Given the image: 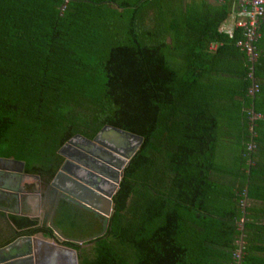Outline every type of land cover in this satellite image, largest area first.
Returning a JSON list of instances; mask_svg holds the SVG:
<instances>
[{
  "label": "trees",
  "instance_id": "obj_1",
  "mask_svg": "<svg viewBox=\"0 0 264 264\" xmlns=\"http://www.w3.org/2000/svg\"><path fill=\"white\" fill-rule=\"evenodd\" d=\"M167 2L0 0V158L53 176L75 135L142 137L108 217L66 197L51 226L10 215L13 239L59 230L78 264H264L262 59L250 96L240 29Z\"/></svg>",
  "mask_w": 264,
  "mask_h": 264
},
{
  "label": "flooded vegetation",
  "instance_id": "obj_2",
  "mask_svg": "<svg viewBox=\"0 0 264 264\" xmlns=\"http://www.w3.org/2000/svg\"><path fill=\"white\" fill-rule=\"evenodd\" d=\"M77 147H79L80 149L82 147V149L90 153L89 155L93 157L94 156L98 157L95 159L93 157L90 158L86 155V156H82V161L88 163L89 166H92L94 169H97L103 175L98 174L100 175L98 176L93 171H88V170L87 172L85 170L81 171L79 170L77 165L75 167V165L71 162L66 163L65 157L59 169L56 171V173L53 176L27 173L24 171L23 168V175H28V176L31 175V176H29L30 177L29 181H25L23 176L21 178L19 187L21 188L25 182V187L27 188H22V192H16L17 190L14 189V187L8 188V190L10 189V191L3 189L1 187L3 190L0 189V205L1 204L6 205V207L11 209V207L16 206L18 204V200L19 199L21 200L22 198V202L24 203L23 208L25 207L23 212H27L29 214H35L36 211L33 209V207H38L39 205L40 206L49 205V207H51L52 205L55 204V201H58L61 197L63 198L67 197L73 200L74 202L78 203L80 206L87 208L89 210L91 209L92 211H95L93 207L95 208H98L97 206H100L101 208L106 207L107 201L105 199L96 195V193L91 189H85L80 185L79 186L77 184L75 185V183L73 182L74 179L72 177L69 178L66 172L61 170V168L63 166V168H65V170L67 171H71L72 173L76 172L79 176H81L84 180H86V183L87 185H90L88 186L90 188L109 190L111 183L109 181H103L102 177L104 176L107 180L110 181L112 180L108 175V173L109 174L112 173L110 170L107 171V169H110V167L112 169L113 166L115 167L116 163H113L112 159L116 158V156L113 153L109 152L108 150L106 149L102 150L100 146L98 145L95 146L92 143L91 145L87 144L85 146L82 145ZM79 157L81 156L79 155ZM98 162H101V166L100 164H98ZM8 165H10L12 168L16 170H19L20 168L19 163L13 162ZM5 166H6V161L0 159V182L6 179L5 183H7L9 186L11 185L10 187H12L13 186L12 184L15 183L14 181H16V179L11 178V176L5 172L6 170H2ZM30 188L33 190L34 194L30 193ZM25 189L29 191H26ZM82 201H85L86 203L84 202L82 203ZM29 202H32L33 207L27 205V203Z\"/></svg>",
  "mask_w": 264,
  "mask_h": 264
},
{
  "label": "crops",
  "instance_id": "obj_3",
  "mask_svg": "<svg viewBox=\"0 0 264 264\" xmlns=\"http://www.w3.org/2000/svg\"><path fill=\"white\" fill-rule=\"evenodd\" d=\"M179 1V0H178ZM181 2V14H178V16H182V19L189 16L188 13H192L194 17H221L225 16V18L221 21L219 30L221 31L222 27H230L234 25V22L236 20V13L238 10V5L236 0H180ZM174 8L176 6H173ZM178 10V8H176ZM186 13V14H184ZM184 17V18H183ZM260 37L257 41V46L259 50L260 57L262 59V97H261V106L264 109V17L262 18L260 22ZM9 159L8 162L6 161V166L2 170H6L5 172L9 174L10 172H16V169L12 168L10 165L15 161L13 158H6ZM18 163V162H15ZM9 172V173H8ZM10 175V174H9ZM11 178H15L14 175H10ZM25 181H29L30 177L29 176H24ZM6 179L4 181L0 182V189L2 188H15L17 186L18 180L14 181L15 183L12 184L13 186L10 187L7 183H5ZM20 183V182H19ZM22 184V182H21ZM2 187V188H1ZM21 188H27L25 187V182L22 185ZM3 190V189H2ZM26 191H29L25 189ZM30 188V193L34 194L33 190ZM22 196V195H21ZM18 197V196H17ZM19 198V197H18ZM61 197L60 199H62ZM59 199V200H60ZM58 201H55V204L49 207L39 205L38 207H33L32 202L27 203V205L32 206L33 209L36 211L35 214H29L27 212H23L24 208V203L21 200H18V204L14 207H11L9 209L6 207V205H0V235H2L4 232H9L4 233L8 235L5 237L6 239L2 242H0V260L2 258H7L10 256H15L18 255L19 253L23 252L27 248H29V245L31 249L33 250L34 247L37 248L38 250L43 251L44 253L47 252L49 249L56 252L57 254L60 253V246H63L61 241L63 240V236L61 235L59 230H54L53 236H46L42 232H37L32 235H20L17 236L15 239H13V235L15 234L16 231H18L17 228L13 225V223L9 220L10 215H15V216H26L29 218H33L37 220L36 225H45V226H51L52 225V219L55 215L56 208L58 206ZM93 207V206H92ZM100 208V206H97ZM93 207V209L97 212L100 213L97 209ZM103 209V208H102ZM91 210V209H90ZM57 235L60 237L58 240L56 237ZM4 236V235H3ZM32 238H36V241ZM9 241L6 245L4 244L6 241ZM56 245V248H52L50 244ZM59 246V247H58ZM65 246V245H64ZM3 248V249H2ZM12 249V250H11ZM46 255V254H45ZM47 256V255H46ZM44 264H53L50 263L49 260L45 261ZM57 264H63V255L58 257Z\"/></svg>",
  "mask_w": 264,
  "mask_h": 264
},
{
  "label": "water",
  "instance_id": "obj_4",
  "mask_svg": "<svg viewBox=\"0 0 264 264\" xmlns=\"http://www.w3.org/2000/svg\"><path fill=\"white\" fill-rule=\"evenodd\" d=\"M75 137H79L83 141L88 142V143H92L93 145H98V146L102 147L103 150L106 149L109 152L113 153L116 157H119L120 159H122V162L123 161L125 162L124 165L120 169L121 171L119 173L118 179H116L114 181H112V180L110 181V180H107L105 177L103 178L101 176L103 181H109L111 183L109 190L108 189L102 190V189H98V188H94V189L90 188V187H88L90 185H87L86 180H84L76 172L72 173L71 171H67V170H65V168H63V166L61 168V170L66 172V174L69 178L72 177L74 179L73 182L75 183V185L77 184L78 186L80 185L81 187H83L85 189L93 190L96 193V195L105 199L107 201V203L110 204V207H112L111 199H112L113 194L116 192V190L118 188L119 181L123 175V168L128 164L130 158L138 150L139 145L142 141V137H140L136 134H132L130 132L124 131L122 129L113 127V126L106 125L95 135V137L92 140L87 139L85 137H82L80 135H75L71 139H69L58 150V152L63 157H65L66 163L71 162L75 165V167L77 165L79 170H81V171L85 170L86 172H87V170L93 171L97 175H98V173L95 172V171H97V169H94L92 166H89L88 163L82 161V156L87 155L90 158L93 156L89 155L90 153L85 151L84 149H82V147L80 149L79 147H76V146L73 147L72 146L73 145L72 144L73 139ZM79 155L81 157H79ZM93 158L96 159L98 157L94 156ZM0 159L6 160L7 162L9 160L6 158H4V159L0 158ZM11 161H15V162H18L20 164L19 170H16V172H10L9 174L14 175L15 179L18 180L17 187L14 188L17 190L16 192H22V188L19 187V185H20L19 182L21 181V178L23 176H28V175H23L24 163L22 161H18V160H11ZM29 176H31V175H29ZM98 176H100V175H98ZM3 189L8 190V188H3ZM8 191H10V189ZM16 194H18V193H16ZM83 202L86 203L85 201H82V203ZM56 238L58 240L60 239V237L58 235ZM31 239H34L36 241V238L31 237ZM46 243H48V242H46ZM48 244H50V243H48ZM50 245L53 249L56 248V245H54V244H50ZM59 248H60L59 254H57L56 252H54L50 249L44 253L43 251L38 250L35 247L32 250L30 245H29V248H27L23 252L19 253L18 255L10 256L7 258H2L0 260V264H44V262L47 260H49L50 263L57 264L58 257H60L62 255H63V259H64L63 264H68V263L78 264L77 253H76L75 249L70 248L68 246H64V245L60 246ZM70 253H72V256ZM69 254H70V256H69ZM67 256H69V257H67Z\"/></svg>",
  "mask_w": 264,
  "mask_h": 264
},
{
  "label": "built area",
  "instance_id": "obj_5",
  "mask_svg": "<svg viewBox=\"0 0 264 264\" xmlns=\"http://www.w3.org/2000/svg\"><path fill=\"white\" fill-rule=\"evenodd\" d=\"M238 10L236 20L233 26L222 27L221 31L228 35L229 38L234 37V31L239 28L241 36L236 39L238 46L246 55V66L248 67L247 78L250 80V85L247 89V94L252 96L260 91L259 82L255 79V67L259 58V50L257 41L260 37L259 26L264 17V0H236ZM217 44L212 43L211 48L214 49ZM264 114L256 112L253 106L247 109L246 119L248 123V131L250 141L247 145L248 150L256 147L253 140L256 137L255 123L259 119H263ZM241 244V243H240ZM235 257H240V251L235 253Z\"/></svg>",
  "mask_w": 264,
  "mask_h": 264
},
{
  "label": "rangeland",
  "instance_id": "obj_6",
  "mask_svg": "<svg viewBox=\"0 0 264 264\" xmlns=\"http://www.w3.org/2000/svg\"><path fill=\"white\" fill-rule=\"evenodd\" d=\"M169 2H171L172 4H173V6H176L175 8H178V9H180V7L182 6L181 5V2H180V0L178 1V0H169ZM166 3H168L167 2V0H166ZM73 145V147H77V146H82V145H87V144H90L91 145V143H88V142H85V141H83L82 139H80L79 137H75L74 139H73V143H72ZM95 146H97V145H95ZM102 148V147H101ZM103 150V149H102ZM70 152V151H69ZM88 159H90V158H88ZM112 161H113V163H116V165H115V167L113 166L112 168H114L115 170H119L120 171V169H121V167L124 165V161L122 162V159H120L119 157H116V158H114V159H112ZM98 164H100V166H101V162H98ZM98 174H101L98 170L96 171ZM116 172H118V171H116ZM101 175H103V174H101ZM104 177V176H103ZM115 177H117V176H115ZM114 180H115V178H114ZM113 180V181H114ZM89 210V209H88ZM98 211H100L101 212V214L102 215H105L106 217L109 215V213H111V207H110V204H108L107 203V206L106 207H104L103 209H101V208H99V209H97ZM89 211H91V210H89ZM89 211H84L83 212V214L84 215H86V217H90V215H92L91 214V212H89ZM95 217V216H94ZM96 228V226H92L91 228H87V229H85V231H81V230H70L69 229V233H71L73 236H75V238H78V237H80L81 235H85L86 233H95V231L97 230V229H95ZM64 229H66V228H64ZM4 233H9L8 231L7 232H4ZM2 234V235H0V242H2V241H4L6 238L5 237H7L8 235H6V234ZM4 235V236H3ZM71 254V256H72V253H70ZM70 254H69V256H70ZM69 256H67V257H69ZM68 259V258H67ZM71 259V258H70ZM72 260V259H71ZM63 261H64V259H63ZM68 264H70V263H68ZM71 264H73V263H71Z\"/></svg>",
  "mask_w": 264,
  "mask_h": 264
},
{
  "label": "bare ground",
  "instance_id": "obj_7",
  "mask_svg": "<svg viewBox=\"0 0 264 264\" xmlns=\"http://www.w3.org/2000/svg\"><path fill=\"white\" fill-rule=\"evenodd\" d=\"M105 167V166H104ZM107 168V167H106ZM111 168V167H110ZM110 170H112L115 174L113 175V174H111V175H109V173H108V175L110 176V178L113 180L114 178H115V180L116 179H118L119 178V175H118V173L117 172H115L114 171V168H112V169H110ZM107 171H109L108 169H107ZM117 171V170H116ZM121 171V170H120ZM120 171H119V173H120ZM115 176H117V177H115Z\"/></svg>",
  "mask_w": 264,
  "mask_h": 264
}]
</instances>
